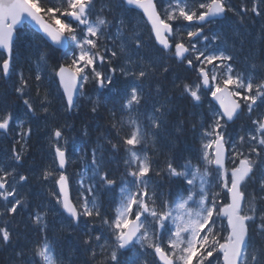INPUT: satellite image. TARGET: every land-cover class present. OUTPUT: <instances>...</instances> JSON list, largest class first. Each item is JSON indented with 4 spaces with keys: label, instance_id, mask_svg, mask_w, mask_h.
<instances>
[{
    "label": "snow or ice",
    "instance_id": "6c2138e0",
    "mask_svg": "<svg viewBox=\"0 0 264 264\" xmlns=\"http://www.w3.org/2000/svg\"><path fill=\"white\" fill-rule=\"evenodd\" d=\"M97 3L98 0H0V51L6 53L0 60V79L8 80L16 71L14 41L26 22L44 34L50 49L66 46L73 49L70 63L58 64L51 72L50 53L41 52L29 69L35 73L34 77L26 76L22 70L17 73L14 94L25 97L26 117H37L39 107L43 119H54V100L49 96H58L65 112H72L89 81L95 82L101 94L106 91L109 98L117 97L121 112L127 115L128 134L120 135L117 125L122 122L117 121L106 130V135L98 138L102 143L91 148V158L77 181L78 203L70 195L68 142L60 143L68 129L58 126L52 131L51 139L55 141L52 164L37 179L41 183L52 181L56 190L50 196L66 214L67 227L78 226L82 218H101L110 229L108 238L103 234L90 236L84 244L95 259L98 253L92 248L94 239L106 264H141V257L149 250L156 258L152 264H264V112L257 111L264 105V73L257 75L264 64L258 66L252 62L250 70L237 71L235 57L226 50L210 51L207 47L202 50L192 43L193 38L203 37L206 42L219 39L217 35L205 36L204 26L229 11L239 17L241 25L249 14L264 19V0H242L239 11L230 6L229 0H108L100 8L96 7ZM124 6L139 10L150 25L158 52L167 59L186 63L198 73L195 79L175 77L171 81L173 95L167 94L159 76L168 73L170 67L156 60L144 63L133 59V50L143 48L144 42L140 34L134 31L129 34L124 19L113 14ZM180 21L188 26L198 25L194 31H187L188 43L174 27ZM117 39L121 41L119 50L109 49L108 43ZM119 56L125 57L119 69L124 80L117 86L116 68H111L108 74L97 68L111 64ZM48 78L57 81V91L46 92L41 97L40 84ZM30 80L35 81L36 104L28 98L32 90ZM145 81L149 82L148 92ZM177 91L194 108L201 107L203 97L207 96L218 102L219 109L210 108V116L199 126L192 125V131L201 139L199 152L193 153L192 158L169 157L160 168L156 155L161 151L160 130L174 111L171 105ZM90 102L94 104L92 112L96 113L99 100ZM245 110L251 128L238 134L234 141L226 125ZM25 123L26 120L14 114L11 104L0 101V133L7 136L14 124L21 129L11 150L0 156V201L4 205L0 210L3 225L0 243L3 244L12 241L9 217L32 207L24 197L17 198L20 189L29 182V176L19 171L26 153L25 137H30L32 132L31 127L23 131ZM109 151L124 169L112 219L102 217L96 196L100 186L108 190L117 185V180L110 178L111 169L105 162ZM153 175L179 180L175 194L169 193V199H161ZM249 183L258 184L257 191L249 192ZM213 187L218 191H212ZM29 218L40 235L27 254L17 253L18 258L24 264H64L56 239L48 236L44 206L36 205ZM137 245L138 252L127 262L121 260L124 251H131ZM143 264L148 262L145 260Z\"/></svg>",
    "mask_w": 264,
    "mask_h": 264
},
{
    "label": "trees",
    "instance_id": "16d2710c",
    "mask_svg": "<svg viewBox=\"0 0 264 264\" xmlns=\"http://www.w3.org/2000/svg\"><path fill=\"white\" fill-rule=\"evenodd\" d=\"M237 1V0H235ZM55 2V0H53ZM114 14L116 15V11L114 10ZM111 18V17H110ZM125 28H128L125 26ZM28 31V33H25V31ZM113 31V30H112ZM116 31V29H115ZM149 41L150 47L154 46L152 37H147ZM249 41H252V37L249 39ZM121 41L119 39L115 40L113 42L108 43V47L111 50H119V43ZM72 48L70 47L67 51H62L58 48L55 50H52L49 48V42L45 40L42 36H40L37 32H35L31 27H28L27 29H19L17 32V38L14 43V54H13V62L16 65V71L13 73L10 79L4 80L0 79V91L6 93V96L9 98H12L13 100L10 102L12 105H15V99H17L19 96L14 94V84L18 83L17 80V71L20 70L21 65L19 64V59L22 61V67L21 70L24 72L26 76L34 77L35 73L30 72L29 69L34 65L37 56L41 52H49L50 58L48 60L49 63V71L51 72L52 68H55L58 64L61 63H70L71 58L70 53L72 52ZM3 53L0 51V60H2ZM107 59V58H106ZM149 61V60H148ZM116 61L113 60L111 64H103L102 66L98 67L97 70L104 71V73L108 74L109 70L112 68L111 66ZM169 65L172 66L173 72L177 74L181 80H184L185 77H191L192 79H195L198 73L193 70L189 69L185 64H181L177 61H174L172 59H169ZM168 75V73H166ZM49 81V85L52 86V83L56 80H53L51 78L47 79ZM30 83L32 84V91L35 90V81L30 80ZM121 83L119 81V78L117 79V86H119ZM155 86V83L153 82L152 87ZM41 89V87H40ZM166 89V88H165ZM145 91H150V86H145ZM176 94H179L177 91ZM99 100V106L96 113L92 112V107L94 106L93 103L90 101H97ZM178 112L185 111L188 112V108H186L183 105L178 106ZM16 111V108H15ZM246 112V110H245ZM20 120H26L27 123H25V127L23 128V131L26 132V130L31 127V142L28 143V147L26 149L25 158L23 161V167L20 168L21 170H26L29 168H33L34 170L42 171V167L45 168L47 166V162L44 161L46 158L44 155L45 148L47 145L40 146L37 143V137L38 134H41L40 131H34L36 130V123L33 122L32 119L29 117H24L22 112L19 110L17 111L16 115ZM173 117H177L176 115H172ZM244 113L240 116L238 120H241L243 118ZM255 117V116H254ZM253 117V118H254ZM184 118V117H183ZM186 123H189L190 118L186 117L184 118ZM250 120V119H249ZM117 121H121L122 123L117 125V131L120 132V135H126L129 132V126L127 125V115L120 110V102L119 99L115 96L112 98H109V93L104 92L101 94L100 91L97 90L96 84L94 81H89L84 89H83V95L79 97L77 100V108L72 111L71 114H68L66 112V118L64 126L67 127L68 130L65 131L66 139L68 140L67 147L70 149V164L68 167V176L70 178V186L72 191L73 200L75 202H79L77 200V197L79 193L76 191L77 189V181L81 179L79 173L82 172L84 169V166L86 163L89 162L91 156H90V150L93 147H96L98 143H102L98 138L102 134H107L108 129H110L111 125L113 123H116ZM170 125V122H166L164 126L168 127ZM189 125V124H186ZM57 127L58 125L55 124ZM18 128V127H17ZM17 131V130H16ZM87 132V135H84V133ZM113 136L115 133H112ZM166 132L160 131V152H157V157L160 161L159 167L162 168L164 166L165 159L173 156H183L184 157V146H181V140L174 135L172 138L167 137L165 135ZM162 135H164L162 137ZM188 134H180V136H185ZM178 138V140L175 142V140ZM190 143L197 142L196 135H193L191 138ZM115 142V140L113 141ZM34 144L37 146L36 149H34ZM166 145H168L166 147ZM72 147V148H71ZM42 149V150H40ZM87 154V155H86ZM151 154V153H150ZM111 159L112 163L108 164L107 161ZM105 162L107 168L111 169V177L117 180V185L112 188L106 190L103 186H100L101 188V194H100V204L102 205L101 214L102 217L104 215L108 214L109 217L114 216L116 206L119 202L120 198V187L122 185L120 184V178L124 171L122 164H120L119 160L113 157V154L109 151L106 152L105 156ZM48 167V166H47ZM33 171V170H32ZM90 173V172H89ZM260 176V170H257V177ZM153 181L156 182L158 187V192L161 194V199H169V193L175 194L177 191V188L180 184L179 180L175 179H169L166 176H155L152 177ZM213 183V181H212ZM214 189V187H213ZM212 189V190H213ZM258 184L256 183H249L248 191H257ZM56 189L54 188L53 191ZM50 196V192L48 193ZM37 197V204L43 205L45 210H47V223L49 227L48 236L49 238H55L57 241V250L61 253H63L64 258V264H106L105 257L99 255L100 249L97 247L94 239L92 248L96 250L98 255L95 259H92L91 256V249H89L88 246L84 244V241L87 240L90 236L95 237L96 235L103 234L104 237L107 239V227L103 223V220L101 218H82L81 223L78 226L75 227H64L60 228L59 224L55 223V216L56 215V207L58 206H52L50 204H46L43 200L42 195H38ZM48 200V199H46ZM49 201V200H48ZM33 206V205H32ZM51 206V207H50ZM50 209V210H49ZM27 211V210H25ZM54 214L52 215L51 212ZM63 214V213H61ZM34 232L36 233L37 237H39L38 231L35 229ZM109 235V234H108ZM35 237V236H34ZM35 237L34 239H38ZM80 239L82 243L81 251L78 243L75 242L74 247L77 248V254L74 256H71V248L68 247V244L71 243L72 239ZM79 241V242H80ZM104 241L102 240L101 243ZM73 247V248H74ZM72 248V249H73ZM4 250H0V254L3 253ZM121 260L127 262V258L125 254L121 255ZM153 259H148V264H152ZM0 263L4 264V258L1 259L0 257Z\"/></svg>",
    "mask_w": 264,
    "mask_h": 264
},
{
    "label": "rangeland",
    "instance_id": "374dc122",
    "mask_svg": "<svg viewBox=\"0 0 264 264\" xmlns=\"http://www.w3.org/2000/svg\"><path fill=\"white\" fill-rule=\"evenodd\" d=\"M241 4L239 6V9L242 5V0H238ZM108 0H98V3L96 5L97 8H100L101 6H106L107 5ZM230 5L233 3V0H229ZM249 7H250V2H249ZM239 9L237 11H239ZM116 11V16L119 18L124 19L125 21V26H129V34H131L132 31H134L137 34H140L143 38V42L145 40V37H149L151 34L150 31H148V29H150V27L148 26L146 20L141 16V14L137 11H130L128 10V8L126 6H124L123 8L120 9H115ZM114 14V12H113ZM115 15V14H114ZM110 18V17H109ZM222 24V29L221 31H223V27H228V37H222L220 36V39H217L215 41L212 40L213 43V49H221V50H226L229 54L233 55L235 57V60L237 59V57L239 56L240 53H243L246 49L251 50L253 47V44L256 42H259L262 40V34L261 32H259V34L255 37L252 38V41H249L248 39V43L253 42V44H248L246 43L244 37H243V31L245 29L252 31V28L254 26H256L257 24H259L260 29L263 28V24H264V19H261L260 17H256L253 16L251 14H249L245 20L243 25H241L239 23V17L236 18L233 15L232 16H228L226 17L225 20L221 21ZM221 27V26H220ZM28 26H24L23 29H27ZM187 25L185 24L183 26V30L182 28L179 29V31H184L187 30ZM113 33L115 32V28L112 29ZM217 30L218 27H217ZM213 31L212 36L213 35H217L219 34V31ZM220 31V32H221ZM187 32V31H186ZM25 33H28V31L26 30ZM210 35V37H212ZM237 36L240 38H237ZM148 38H146V42L147 44L149 43V41H147ZM200 42H202L203 40L200 39ZM200 42L198 41H193L192 43H195L197 45L198 48L200 49H204L205 47H207V49L210 48V43H204L203 45L200 44ZM146 43H144L143 48H141L140 50L136 51L133 50L135 52V55L133 56V59H140L142 62L144 63H148L150 60H156L158 63H163L166 64L167 66H169L170 68H172V66L169 65V59L166 58V56H162L159 52H158V48L156 46H152L148 48ZM244 45V48H243ZM119 47L121 46V42L118 45ZM150 48H152L150 50ZM73 54V50L70 53V57H72ZM252 56L253 53H248L245 55L246 60H242L237 62H234V67L237 69V71H248L250 70V64L253 62L252 60ZM259 55L258 53H256L255 59L258 60L259 59ZM149 60V61H148ZM115 63L111 66L112 68H116L117 72L115 74L116 76V80L119 78L120 83L123 82L124 78L122 76H120L119 74V69L120 67L125 63V57L124 56H119L117 59H115ZM19 64L22 67V61L21 59H19ZM257 64V63H256ZM264 64L263 62H259L257 65H262ZM21 67L20 70L21 71ZM17 71V73L19 72ZM101 71V70H98ZM102 73H104V71H101ZM262 72V70L260 71ZM259 72V73H260ZM178 75L175 74L173 72V70L171 69L168 72V75L166 74H161L159 76V82L164 84L166 86V92L168 95H173V90L171 89V81L177 77ZM18 80V77H17ZM149 85L148 81H145V86ZM41 87V97L43 96L44 93L46 92H51L53 94L56 93L57 91V81L52 83V86L49 85V81L47 79H44L42 81V83L40 84ZM175 98L172 101V105L171 107L174 108V111L167 117L166 122H170V125L168 127L163 126L161 128L160 131L166 132L165 135H167V137L172 138L174 135H176L180 140H181V146H184V150L186 152H184V157L185 158H192L193 153H197L200 150V146H201V139L198 133H194L192 131V125L196 124L197 126H199L200 122L204 119H206L207 116L211 115V111L210 108L212 110H217L218 107L213 103V101L211 100L210 97H203V101H202V106L198 107V108H194L192 107L191 102L188 99H183L184 103H187V108H188V113L189 116L188 118H190L189 123H186L185 119L179 114L177 113V117H173L172 115H175V110H177L178 112V99H180V93L176 94V92L174 93ZM25 97H18L17 99L14 98L15 100V105H12L10 102L13 100L12 98H9L6 96L5 92H2V90L0 91V101L9 103L12 105V107L16 108V113L18 111V107L19 110L22 112L23 116H25V109L23 106V99ZM31 98L34 102V104L37 103L36 100V91H30L29 93V97ZM49 99H53L54 100V106H53V111L56 112V117L53 118H48V119H43V113L40 112L39 107H37V117H31L30 119L33 120V122L36 123V130L34 129V131L38 132L40 131L41 134H38L37 137V143L40 146H44L45 144L47 145V147L45 148L44 151V155H45V159L44 161L47 162V166L52 164V160H53V145L55 144V141L51 139V133L54 130V128H56L55 124H57L58 126H64L65 123V118H66V112L64 110V108L62 107V105L60 104V100L58 96H49ZM182 99V98H181ZM176 108V109H175ZM41 117V118H38ZM189 124V125H186ZM57 126V127H58ZM25 127V125H24ZM227 128V132L231 135L232 139L235 141L237 139V135L240 134H244V132L250 130L251 128V121L249 120V117L247 115V112H244V116L243 118H241V120H239L237 122V124H231V125H226ZM21 131L20 128L17 129L16 131V135L14 138V141L12 139H10L8 136H5L3 133H0V156H4L6 153H8L13 144L15 143V140L18 139V133ZM27 131V130H26ZM180 134H188L185 136H180ZM193 135H196L197 138V142L195 143H190L191 142V137ZM164 135H162L163 137ZM31 137V136H30ZM30 137H25V139L27 140V144H26V149L28 147V143L31 142ZM178 138L175 140V142L178 140ZM64 140L66 139V134L64 132V139H62L60 141L61 145L64 144ZM68 142V140H67ZM34 149L37 148V146L34 144ZM72 148V147H71ZM42 150V149H40ZM70 151V149L68 150ZM70 154V152H69ZM71 155V154H70ZM193 163H196L195 160H193ZM24 164V163H23ZM45 166V168L47 167ZM230 166L231 162H230ZM44 169V167H42V170ZM21 169H19L20 171ZM33 170V171H32ZM23 171V170H22ZM42 171H37L34 170L33 168H29L26 170H24L23 172H21V174L27 175L29 176V182L27 184H25L21 189H20V197H24L30 204H31V208H35V197L38 195H42L43 196V201L46 204H50L52 206H58L56 207V215H54L52 212L51 214L55 216V223L60 225V228H64L68 225L69 221L66 219V216L64 215L63 211L60 209L59 205H57L55 203V201L51 198V196L48 195L49 192L53 191V185H52V181H49L47 183H41V181L39 179H37V177L40 176ZM91 173H89L90 175ZM215 191H218V189H215ZM100 194H101V188H99V190L96 193L97 199L100 202ZM48 199V200H46ZM101 205V204H100ZM3 202L0 201V210H2L3 208ZM51 207V206H50ZM102 205H101V209H102ZM27 210V211H25ZM32 209L26 208V209H21L19 214L15 215L14 217H9V219L11 220V223L8 225L9 228L11 229L13 236H12V241L9 244H3L0 243V250L3 248L4 250V254H0L1 259L4 258V264H24V261H22L20 258H18L17 253L18 252H25L26 254L29 252V250L32 248L33 244L35 243V241L37 239H34L35 237H37L36 233L34 232L35 227L33 226L30 218H29V213ZM63 213V214H61ZM104 217L108 218V219H112V217H109L108 214L104 215ZM219 223V221H218ZM0 226H3L0 224ZM107 227V226H106ZM110 232V229L107 227V236ZM35 236V237H34ZM39 238V237H37ZM167 238V236L165 235V239ZM259 239V238H257ZM80 239L76 238V239H72L71 243L68 244V247L71 248V256H75L77 254V248L78 247H74L75 242L78 243L80 250L81 251V241ZM74 247V248H73ZM73 248V249H72ZM140 250V246L137 245L136 248L132 249L131 251H133V254L138 252ZM133 256V255H131ZM130 256V258H131ZM27 258V255H26ZM153 255L151 253V250H149L147 253H145L142 257H141V263H143V261H147V259H153ZM77 264V263H76Z\"/></svg>",
    "mask_w": 264,
    "mask_h": 264
},
{
    "label": "bare ground",
    "instance_id": "6f19581e",
    "mask_svg": "<svg viewBox=\"0 0 264 264\" xmlns=\"http://www.w3.org/2000/svg\"><path fill=\"white\" fill-rule=\"evenodd\" d=\"M258 44H259V46L261 47V48H264V43L263 42H261V41H259L258 42ZM178 104L179 105H183L184 104V106L187 108V103H184L183 102V99H178ZM176 109V108H175ZM177 113L179 114V117H180V115L182 116V117H184V118H186V117H188L189 116V113L188 112H185V111H180V113L179 112H177V110H175V115L177 116ZM37 197H35V201H34V204H35V206H36V204L38 203L37 201ZM41 202H43V200H41ZM30 209H35V208H30ZM50 210V209H49ZM51 212V211H50Z\"/></svg>",
    "mask_w": 264,
    "mask_h": 264
},
{
    "label": "water",
    "instance_id": "95a60500",
    "mask_svg": "<svg viewBox=\"0 0 264 264\" xmlns=\"http://www.w3.org/2000/svg\"><path fill=\"white\" fill-rule=\"evenodd\" d=\"M128 7H131V6H128ZM132 8V7H131ZM223 18V17H222ZM217 19H219V18H217ZM35 30H37L39 33H41L43 36H44V34L34 25V24H32L31 22H28ZM45 37V36H44ZM46 38V37H45ZM47 39V38H46ZM67 46L65 47V48H60L61 50H67ZM214 102H216V101H214ZM217 104H218V102H216ZM229 123H231V122H229ZM70 195L72 196V194H71V189H70Z\"/></svg>",
    "mask_w": 264,
    "mask_h": 264
},
{
    "label": "flooded vegetation",
    "instance_id": "af4514ba",
    "mask_svg": "<svg viewBox=\"0 0 264 264\" xmlns=\"http://www.w3.org/2000/svg\"><path fill=\"white\" fill-rule=\"evenodd\" d=\"M8 134H9V136H10L11 133H8ZM13 135H14V134H13Z\"/></svg>",
    "mask_w": 264,
    "mask_h": 264
}]
</instances>
